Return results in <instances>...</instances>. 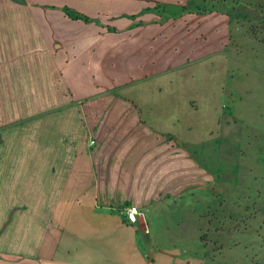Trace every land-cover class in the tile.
Instances as JSON below:
<instances>
[{
    "label": "crops",
    "instance_id": "crops-1",
    "mask_svg": "<svg viewBox=\"0 0 264 264\" xmlns=\"http://www.w3.org/2000/svg\"><path fill=\"white\" fill-rule=\"evenodd\" d=\"M247 7L0 0V264L219 263L205 232L264 209Z\"/></svg>",
    "mask_w": 264,
    "mask_h": 264
},
{
    "label": "rangeland",
    "instance_id": "rangeland-1",
    "mask_svg": "<svg viewBox=\"0 0 264 264\" xmlns=\"http://www.w3.org/2000/svg\"><path fill=\"white\" fill-rule=\"evenodd\" d=\"M227 1L246 8L250 5L252 10L264 17V0ZM245 204L238 202L234 206L237 212H243V218L236 217L231 224L236 228H220L219 233L214 228L213 233L207 231L204 234L215 238V241L217 236L220 237L216 252L218 264H264V209L251 210L248 213Z\"/></svg>",
    "mask_w": 264,
    "mask_h": 264
},
{
    "label": "built area",
    "instance_id": "built-area-1",
    "mask_svg": "<svg viewBox=\"0 0 264 264\" xmlns=\"http://www.w3.org/2000/svg\"><path fill=\"white\" fill-rule=\"evenodd\" d=\"M125 214L129 223H135L141 217L142 213L133 206L125 207Z\"/></svg>",
    "mask_w": 264,
    "mask_h": 264
}]
</instances>
